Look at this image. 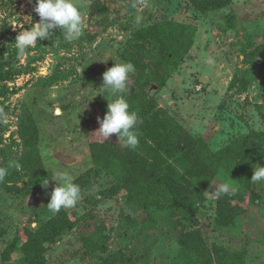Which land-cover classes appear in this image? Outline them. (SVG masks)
<instances>
[{
    "label": "rangeland",
    "instance_id": "374dc122",
    "mask_svg": "<svg viewBox=\"0 0 264 264\" xmlns=\"http://www.w3.org/2000/svg\"><path fill=\"white\" fill-rule=\"evenodd\" d=\"M218 1L202 11L199 0H73L82 36L68 41L56 28L21 57L13 43L39 22L35 0H0V109L8 117L0 123V167L8 170L0 181V264H33L28 256L34 264H264V181H251L264 166V0ZM164 21L189 26L185 54L175 32L137 31ZM162 49L165 85L151 106L129 109L139 118L138 146L112 134V151L96 161L89 138L107 111L95 90L102 74L114 61L131 62L128 96L154 82ZM174 124L198 138L213 178L152 141ZM130 161L183 184L199 223L170 206L163 185L138 182ZM50 170L68 171L81 187L75 207L48 209ZM221 183L234 191L216 195ZM231 193L248 202L247 215L229 204ZM53 218L57 228L70 226L54 235L46 225Z\"/></svg>",
    "mask_w": 264,
    "mask_h": 264
},
{
    "label": "clouds",
    "instance_id": "9594fccd",
    "mask_svg": "<svg viewBox=\"0 0 264 264\" xmlns=\"http://www.w3.org/2000/svg\"><path fill=\"white\" fill-rule=\"evenodd\" d=\"M34 11L39 16V22L22 30L15 37L13 43L21 57L27 49L35 46L38 41L45 38L52 39L56 28L63 31L64 39L68 41L77 40L83 34V16L73 0H35ZM142 19L143 17L137 14L135 22L140 24ZM134 72L135 66L131 62L114 61V65L107 68L102 74V85L95 88L97 90L96 95H102L108 100L107 111L103 119L97 117L100 124L97 132L105 141L110 139L112 134H116L119 140H123L125 145L132 149H135L139 144L137 131L139 118L136 112L129 110V103L122 94L128 90V79L130 74ZM108 96H111L112 99L109 100ZM79 112L81 111L77 113ZM57 113H59V109H57ZM7 119V113L0 109V123H7ZM13 166L11 163L9 164V167ZM49 172L51 179L56 182V186L50 194V201L47 203L48 209L52 212H59L62 208L75 207L82 198V190L78 184L74 183V177L66 170H50ZM7 174V168L0 167V181H3ZM251 181H264V166L257 164ZM41 184L47 187L48 180H44ZM233 191L234 189L228 183H221L216 185L212 192L219 195Z\"/></svg>",
    "mask_w": 264,
    "mask_h": 264
},
{
    "label": "trees",
    "instance_id": "16d2710c",
    "mask_svg": "<svg viewBox=\"0 0 264 264\" xmlns=\"http://www.w3.org/2000/svg\"><path fill=\"white\" fill-rule=\"evenodd\" d=\"M199 1H202L197 3L199 6L200 4H203V6L200 7L202 11L211 10L215 6V4L218 5L221 4L218 0L217 1L199 0ZM150 29L151 32H148V29L146 28H141L138 29L137 31L138 33H141V35L143 36L144 35L148 36L150 34L153 36H157L159 32L163 35L165 33V30L166 31L168 30L169 33L175 32L174 35L175 39L180 38L182 40V38H185L184 41L185 43H182L181 45L184 46L182 54H185L192 44L193 36L192 35L190 37L187 36L189 29V26L187 24L164 21L159 24L152 25ZM161 41L163 42L162 38ZM168 54L169 51H167V49L161 50V55H162L161 63H157L155 65L154 82L151 81L152 87H150L151 83L148 84L147 81H142L139 83V89L136 92L128 96H124V98L129 103V109L132 110V107L130 106L132 104H136L138 108L137 110H139V108L146 109L148 106H151V103H153V96L162 89V87L165 85L166 82V76L162 71L161 65L162 63L166 62ZM99 117L103 119L101 116ZM93 126H94L93 134L89 138V148L92 157L97 161L101 158L102 154H105L107 151L109 150L112 151V150L106 147L107 140L105 141L97 132V130L100 127V124L98 123L97 119L94 121ZM152 141L155 143L157 147L161 145L165 149H172L176 154H179V157L183 158L184 162L187 164L188 167L196 170L200 169L205 173H207L210 178H213L215 176V170L211 167V164L207 161V158L204 155V151L201 149L200 141L189 130L182 127L181 125L174 124L173 126L170 127L169 130H166L165 132H161V133L158 132V137L152 139ZM129 168L133 172V174H135L136 180L138 182L153 184V185H163L171 195L170 206L181 208L182 210L187 211L192 216L193 224L199 223L198 219L196 218V211L188 201L186 187L183 184L179 183L175 177L171 176L169 173L166 172L159 173L157 171L151 170L145 165H140L134 161H130ZM258 202L259 201L257 199L255 200L254 203H258ZM229 204L239 214L247 215L249 212L248 202L245 201L241 202L237 200L234 197V194L231 195V197L229 198ZM55 221L56 219L53 218L46 223V225H50L51 227H53L54 235H58V233L61 230H64L70 226L65 221V224H60V226H58L57 228L56 226H54V223H56ZM190 224L192 225V223ZM42 233L43 232L41 230L39 234ZM28 257H29L28 261L33 262V264L36 262L37 258L30 256ZM180 258H182V260H185L184 257H180ZM176 259H178V257ZM176 259L175 261L176 263H178V260Z\"/></svg>",
    "mask_w": 264,
    "mask_h": 264
},
{
    "label": "built area",
    "instance_id": "2783aa9c",
    "mask_svg": "<svg viewBox=\"0 0 264 264\" xmlns=\"http://www.w3.org/2000/svg\"><path fill=\"white\" fill-rule=\"evenodd\" d=\"M200 88V87H199Z\"/></svg>",
    "mask_w": 264,
    "mask_h": 264
},
{
    "label": "water",
    "instance_id": "95a60500",
    "mask_svg": "<svg viewBox=\"0 0 264 264\" xmlns=\"http://www.w3.org/2000/svg\"><path fill=\"white\" fill-rule=\"evenodd\" d=\"M45 42V41H44Z\"/></svg>",
    "mask_w": 264,
    "mask_h": 264
}]
</instances>
